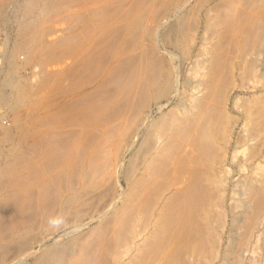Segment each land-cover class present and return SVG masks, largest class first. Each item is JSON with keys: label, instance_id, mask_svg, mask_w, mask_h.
<instances>
[{"label": "bare ground", "instance_id": "1", "mask_svg": "<svg viewBox=\"0 0 264 264\" xmlns=\"http://www.w3.org/2000/svg\"><path fill=\"white\" fill-rule=\"evenodd\" d=\"M109 1H112V0H109ZM109 1H107V2H109ZM118 1H120V0H118ZM123 1H125V0H122L121 2H123ZM128 1H129V3L127 4ZM128 1L126 2V4L129 5V7H127L126 9L123 8V5H125V4L121 5V2L119 3L120 6H122V8L124 9V12H123L124 14L130 13L129 16L128 15L126 16V17H128V18H126V20H128V21H126V24H125L126 27H124V29L127 28L126 33L129 35V37H131V35H137L138 36V34H136V33H138V31L140 29L136 28V26L138 25L139 22H141L143 20V17L146 16L145 14H148L151 12L150 6L152 4L148 3V2L152 1V0H128ZM252 1H254V0H251V3H252ZM2 2H4V1H2ZM160 2L166 4L167 8L164 9L163 10L164 12H162V13H160V10L157 11L156 12V14L158 13L157 16L154 14L156 16V18L154 16L155 20H153V22L155 24H153V26L151 25L152 27L149 25V27H151L152 36L155 33L154 30L156 31L158 29V27L160 26L159 24L156 23L157 19L161 18L160 20L162 21V19L167 17L166 15L169 14V13L168 14L165 13L166 11L173 9V8L181 9L188 2V0H160ZM224 2H226V1L224 0ZM231 2L234 3L233 1H231ZM105 3H106V1H105ZM161 3H160V5H161ZM262 4H259L261 7H258V8L255 6L254 11L251 13L247 12L248 14L246 16L239 15L238 17H235L236 15L233 16V14H232L233 10L231 9L232 11L231 10L229 11V9L231 8V6H229V3L220 4L218 1L217 6L216 5L211 6V7L206 6L207 8L203 7L205 12H203L204 14H203L201 19H199L201 7L196 6L198 8L195 11V17L194 18L197 19V22H196V20H194V22L197 23V25L196 24L195 25L199 28L202 26V28H200V29H202L201 31L203 32V34L206 33L208 35L207 32H209V33H211L212 36H216L217 41L214 39H210V40L216 41V43L219 44V47L216 46V48L215 47L213 48L211 45L212 48L210 47V50L206 51V56H207L206 58L204 56H201V57H197L195 59V61L190 60V61L194 62L192 66L190 65L192 70L186 71L187 75L185 77H182V80H180L181 79L180 72H176V71L173 72V70L171 68L169 70L166 68L165 69L155 68L154 60H153V58H151L146 53V51H147L146 50V51H144V53L142 52L143 54H141V55L139 54L141 56V58L138 59V60H140V61H138L139 62V65H138L139 69L138 70L132 69V70H130V73H128L129 72L128 69L122 63L124 60L123 61L121 59L119 60V57L116 55V57H118V58L113 60L112 64L108 65L107 68L102 73H100L101 74L100 76L96 75L91 80L82 84L79 87L80 88L78 91L79 93L77 95H74L72 99L70 98L71 101L68 102L69 104L63 103L64 105L61 107V110H60V111L65 110V112H66V110L68 111V108H70L69 106H71V109L72 110L74 109V114L72 113V115L70 114V117H66L65 120L59 121V115L61 112L60 111L53 112L52 115L54 116L55 121L50 124V125H52V126H50L51 129L49 127L48 128L50 130L47 129L50 131V134H49V131L44 130L43 132H40L41 134L39 136L38 135L35 136V137H37L36 139H34L35 140V146L37 147V146L41 145L40 147H44L45 148L44 151L47 154L46 157L43 156V155H45V154H43L42 159L38 158L39 161L36 162V163H38V165L36 163L33 165L31 160L35 161V159H32V158L30 159L28 156L25 158L26 161L24 160L26 162L25 167H27V170L26 169H24V170L28 173H26L24 171L26 173V174L24 173L25 174V182L23 181L24 177H23V180L21 179L24 182V184L22 182H21V184L24 185V190H25L24 193L26 195L25 196L26 198L24 197L25 200L23 199V201H22L23 197L21 199L18 198L19 200L22 201L21 205L19 206L20 208L18 210L19 215H20L19 218L21 219L20 223H22L21 225H23V224L27 225L28 224V219H30V218L27 217L28 213L26 214V212H27V209L31 210V208L27 207V206H30L28 201L31 199V197L36 195V194L33 195V193H32V190H34V188L33 189L31 188L32 184H34L33 179H32V175L33 176L35 175L36 183H38V186L39 187L42 186V189L38 193H37V191L35 192V193H37V196H38V197L36 196L37 199L35 198L36 199L35 203L37 202L36 204H38V206H41V208H42L43 205L47 203L45 201H47L49 197L51 198V195L54 192V190L56 188L58 189L57 184L60 183V180H61V183H64V184H62L63 186L59 185V189L61 187H62V189H60V191L59 190H57V191L63 193V198H62L61 204L66 209L68 206H70L69 204H72V202H69V201L75 195V192L71 191L74 189L73 188L74 185L71 184L72 182H70V180L72 178L76 177L77 180L80 181V183H81V181H83V183H86V182L89 183L90 180L93 179L94 176L99 177L100 176L99 174H101L102 171L106 170L105 169L106 166H105L104 167L105 170L100 171L99 174L97 173V167L99 166V165L97 166V162L99 159L102 160L101 163L105 162L107 167H108V164L106 162V158H107V156L111 157V155L109 154L110 150H108L107 156H105V154H107L106 149H108L109 145L110 146L111 145H113V146L117 145L116 147H118V145H120L121 147L119 146V148L121 149V153H124L127 149L132 147V145L135 143V141L137 140L138 137H141L143 139L142 142H144V140H145L144 137H146V140H145L146 143H144L146 146H145L142 154L140 152L141 157H139L141 159V160H139V162L141 161V164L138 167L139 175H138V177L134 178L136 182L133 181L132 184L129 183L132 185V187L128 186V187H130L129 188L130 193L127 194L128 197L125 200V204L121 208V210L123 211V212H121L123 214V216H121V214L119 212L116 215V218L117 217L118 218L115 219L116 220L115 222L120 223V224L123 223L122 222L123 218L125 217V219H126V216H127L126 214L128 212H129V214H132V212L134 211L133 214L135 215L136 214L135 211H138V213L140 211L141 212L142 211L151 212L149 210V209H151V207L157 208L156 211L154 210L153 222L152 223L150 222V224H152V226H150L151 230H149V233H147V234H150L152 236L155 235V233L161 235L162 238L160 237V239H161L160 241L163 244H165V248H163L164 249L163 254L164 255L166 254L164 257L161 256V259H164V263H166L168 261L167 264L172 263V262H170V260H171L170 255H172V252H175L178 249V246H181L182 249H186L187 250L186 252L188 254L190 253L189 255H192L196 259V261L199 262L200 260H202V262H200V263L210 264L211 261L218 258L221 254L220 250H219V246L223 242L224 234L227 233L226 229L228 231L227 235L229 237V241H230V239L232 241L233 238L235 240L238 239V246L240 245L239 249L242 250L244 248L243 246H246L248 244V242L250 241L249 239L251 238L253 231L255 229H257L261 223L264 222V203L259 205V206H258V204H257V206L254 205L256 203L255 200L258 197H260V195L264 196V165H263L264 164V6ZM233 5H235V4H233ZM104 6H105V4H104ZM109 6H107V7H109ZM111 6H113V4ZM257 6H258V3H257ZM162 7H163V4H162ZM247 7L251 8L252 6L247 5ZM122 8L120 10H122ZM154 8H155V5H154ZM160 8H161V6H160ZM156 9L158 10V8H156ZM233 9H235V8H233ZM118 11H119V9H118ZM118 11L116 13H118ZM153 11H154V9L152 10V12ZM228 11L230 12L229 14H228ZM236 12L237 11H235V13ZM114 14H112V16ZM237 14H238V12H237ZM117 15L118 16L116 18H119L120 17L119 14H117ZM231 19H233L234 21L232 22ZM144 21L145 20H143L142 22H144ZM151 21H152V19H151ZM191 24H193V22ZM145 25H143V26L145 27ZM223 25H225L224 27H226L225 28L226 32L230 35V36L227 35L231 39V40H229L230 44L234 46V48L236 50L235 53L238 54V55H235V56H238V58H239V63L236 64L237 69H238L237 71H239L238 74L241 75L242 79H243V77L246 80L248 78L250 83L252 82V80H254V82L256 83L255 80H257V82H258L257 84L252 85L254 83H251L250 84L251 86L249 84H243V80L241 81V79H240V82H242V84L238 83L239 84L238 85V84H236V82L234 83V80L231 82L232 79L230 80L228 78L229 73L232 71V70L230 71L228 69L231 66H228V68H227V65H229L228 63L230 62V61L228 62V59L230 57L227 59L226 57H224L225 55H223L221 52L218 51L222 48L221 40H222L223 34H224L222 31H220V29L218 27L223 26ZM108 26H110V25H108ZM140 26H141V24H140ZM25 27H26V25H25ZM101 28H103V29H102V34L100 33V38H101V36L104 35V31L106 32L104 27H101ZM171 28H173V27H171ZM221 28H223V27H221ZM109 30H110V28H109ZM118 30H120V29H118ZM146 30L148 31V27L146 28ZM22 31L23 30H21V32L19 33L20 37L23 36L22 34H24V32L22 33ZM100 32H101V30H100ZM144 33H146V32H144ZM26 34L28 35V33H26ZM140 34H141V38H142V33H140ZM33 36H37L36 33L33 34L32 37ZM98 36H99V33H98ZM145 36H146V34H145ZM116 37H118V36L116 35ZM125 37H126V35H125ZM147 37H148V34H147ZM209 37L211 38V36H209ZM27 38L28 37H26V39ZM202 38H203V35H202ZM202 38H201V40H202ZM205 38H208V37H204V39ZM26 39L18 38V40H17V38H16L17 41L16 40L15 41H16L18 48H23V47L26 48L28 44H31L30 43L31 40H29L30 38L28 40H26ZM90 39H92V38H90ZM139 39H140V37H139ZM139 39H137V41ZM204 39H203V41H204ZM107 40H106V42H107ZM118 40H120V39H118ZM201 40H199V41H201ZM205 41H206V39H205ZM149 42H150V40H149ZM150 43H149V45H150ZM213 43H215V42H213ZM139 44L141 45L142 42H140ZM154 44H155V42H154ZM204 44H203V46H204ZM208 44H209V42H208ZM223 44L225 45V42ZM123 46H125V45H123ZM213 46H215V45H213ZM226 47H227V45H226ZM102 48H104V47H102ZM85 49L83 52H81L80 57H83L82 61L76 60L77 62L79 61V63L82 64L80 66H79V64H77V66H78L77 68H79L81 66H85L91 58L90 56H88L90 49H86V50ZM106 49H108V48H106ZM123 49L124 48H122V51H123ZM128 49H129V47H128ZM140 50H142V48ZM119 51H120V49H119ZM119 51H118V54H119ZM200 51H201V49H200ZM200 51L198 49V52H200ZM28 52H29L28 57L30 56L29 58H31V54H30L31 50H28ZM137 52H138V49H137ZM198 52H195V53L197 54ZM201 52L203 53V51H201ZM233 53H234V51H233ZM121 54H122V52H121ZM121 54H120V56H121ZM204 54H205V52H204ZM84 55H86V56H84ZM89 55H90V53H89ZM129 55H130V53H129ZM29 58L26 59V62L28 61ZM99 58L101 59V57H99ZM78 59H81V58H78ZM97 59H98V56H97ZM94 60H95L94 61L95 65L96 64L100 65L96 62V59H94ZM230 60H232V58ZM76 61H75V63H76ZM140 62H142V63L140 64ZM99 63H101V62H99ZM136 63H137V61H136ZM102 64L105 65L104 63H102ZM19 65H20L19 63H18V65L16 64L15 68H17ZM125 65H126V63H125ZM230 65H232V64H230ZM161 66L162 65H160V67ZM71 67H73V66H71ZM95 67H97V66H95ZM101 67L102 66L100 65V67H97V68L99 69ZM77 68H76V70H77ZM134 68H135V66H134ZM161 68H163V67H161ZM90 69H91V67H89V70ZM189 71H191V72H189ZM78 73H80V71ZM88 73H90V72L88 71ZM232 76L233 75H231L230 77H232ZM236 76H237V74H236ZM251 78H254V79H252L250 81ZM245 82L246 81H244V83ZM15 84H16V88H15L14 96H15L17 102L20 103L22 100L31 99V98H29L30 96H27L29 91H28V93H27V91L25 92L27 95L24 92H22L21 82L19 83L18 81H16ZM47 84H48V82L45 80V83L43 85H47ZM180 84H182L183 88H185V90L187 91V93L190 97V98H188V99H190V100H188L189 102L186 101V103H185V105H183V107H179L178 105H176L179 108L175 107L176 108L175 109L173 107V109H172L173 111H171L169 113V115L166 112L168 116L165 115L166 113L165 114L162 113L166 117L163 115L161 116V117H163V119H161L162 121L160 120V122H161L160 124L156 123L157 125H155L154 123L152 124V122H150L151 123L150 124L148 121V124L146 125L145 123L147 122L146 120L149 117L148 116L149 111L152 108L151 107L152 104H150L151 101H153L156 104L158 110H162V108L165 107V105L167 104L166 102L169 101L171 95L178 93L180 91V89H179ZM251 87H253V88L255 87L256 92L259 91V93L255 94V95H251L248 98H246L247 95H245V96L244 95H235L234 97H232V92L236 88L239 89L240 92L246 93L248 91H251V89H252ZM186 91H184V92H186ZM184 92L182 90V93H184ZM251 94H253V93H251ZM33 95H34V93H33ZM40 95H44V94L42 93ZM160 98L165 99L166 101L164 103H162L160 100H158ZM239 100H245V102L242 103ZM182 101H185V100H182ZM239 102H241L242 104H239ZM40 103H42V102H40ZM181 106H182V104H181ZM234 108H236V110H237L236 114L232 113ZM107 111H109L110 114H113V115L116 114V117L114 120H116V121L118 120V121L115 123H113L114 121L106 123L105 124L106 127L101 128L96 123L97 117H99L100 114L104 113V112H106L108 114ZM30 116L31 115H28L26 122H24L25 123L24 126H21V128H20V126H18L20 128L19 130H21L19 132L23 131L22 134H23L24 138H29L32 134V129H31L32 126L30 125V121H31L30 118H32L33 115L31 117ZM33 118L38 120L39 123L44 124L47 116H42L41 113L40 114L36 113ZM160 118H158V120ZM34 119H32V120H34ZM15 120H17V118H15ZM156 122H157V120H156ZM239 123H240L241 127H240ZM15 124H18V123L15 122ZM151 125H152V127H151ZM238 125L240 128L239 133L237 134V136H235L234 132H235L236 128L238 127ZM142 127H146L145 131L143 130L144 132L141 133V135H139V132H140ZM9 129L10 128L4 127L2 130L3 134H8ZM13 131H15V130L13 129ZM67 131L71 132V135L74 133V135H73L74 137L70 136L73 140L71 142L72 144H70V145L68 143L69 140L66 136L65 137L67 138L68 141L66 142L65 141L66 139H64V135L69 133V132L65 133ZM10 132L12 133V129ZM47 136L48 137L50 136L49 138H51V139H48ZM115 136H117V138H114ZM234 138H236V139L234 140ZM185 139L190 140V143H191V149L190 150H189V148H187L188 145L187 146H185L186 144L184 145ZM217 140H219V141L221 140V142H219L221 144H218V143H216V144H218V146L221 145V147H222L221 149H223V151H221V153H219V152L218 153L222 154V152H223V155L221 157V155L218 154L220 156V158L218 155H216L217 158H219L217 161H216V159L210 160V161L207 160L208 161L207 164L206 165L204 164L206 166L205 167L203 165V163L206 162V161H204L205 160L204 158H206V157L203 158L202 149L205 147L209 148V146L214 144ZM29 143H31V142H28L27 145H29ZM33 145H34V141H33ZM215 146H217V145L214 144L213 147H215ZM143 147H144V145H143ZM230 148H232L231 151H230ZM31 149H34V148H30V150ZM37 149L38 148H36V150ZM101 149H103V151ZM245 149H247V151H245ZM115 150L116 149L114 147L113 154H112L113 157H111L113 159V162L115 159V162L109 163V164H111V166L109 165V167H112L113 169L114 168L116 169L117 167H115V166L119 165L118 164L119 156H117V154H119V152H116ZM118 151H119V149H118ZM187 151H190V153ZM216 151H218V150H216ZM80 152L85 154V156H82L81 155L82 153H80ZM42 153H44V152H42ZM111 153H112V151H111ZM114 153L116 154L115 156H117V157H114ZM208 153L209 152H207V154ZM216 156H215V158H216ZM103 157H105V161H103V159H101ZM111 158H109V160ZM210 158L212 159L211 156H210ZM228 158L231 160V162H234L238 166L239 169H245L247 164H249L250 162L255 163L254 166L256 165L255 169L257 168V170H259L258 168H261V169L263 168L262 169L263 172L261 174H259L258 176H251L253 178H249V179L246 178L244 180V182L242 183L243 184L242 187L244 189V194L246 195V197L244 199L240 198V199H242V201L240 200V202L238 201L239 199L238 200L235 199L236 200L235 203H234L235 200L232 199L234 204H232L230 206L229 211L224 206L225 193H226V189H227V179H228L227 175H228V173H230L229 169H231V168H228L226 166V162L229 161ZM12 162H13V160H12ZM109 162H111V161H109ZM22 164H24V163H22ZM103 165H105V164L103 163ZM6 166H8V165H6ZM119 166H121V165H119ZM250 166L253 167V165H250ZM23 167L24 166H22V170H23ZM135 167H137V166H135ZM248 167L249 166H247V168ZM20 169H21V167H20ZM101 169H102V167H101ZM2 170H5V169H2ZM111 171L108 170V172H111ZM242 171H245V170H242ZM253 171H255V170L253 169ZM96 173L98 175H96ZM112 173L114 174L115 172L112 171ZM252 173H255V172H252ZM256 173H258V172L256 171ZM256 173H255V175H257ZM249 174H251V173H249ZM134 176H136V174ZM56 178L60 179V180H56ZM117 179H118V177H117ZM117 179L116 180L114 179V181L116 182ZM15 181H16V179H15ZM57 181H59V182H57ZM19 182H20V179H19L18 183ZM55 182L57 183L56 188H55ZM50 184H52V186L55 189L54 188L50 189L49 188ZM91 184H93V183H91ZM98 185L100 186L99 183L96 184V186H98ZM22 186H21V188H22ZM85 186H84V188H85ZM94 186H95V184H94ZM214 186L217 189V192L215 191L216 193L213 191L215 188ZM88 187L89 186H87V188ZM18 188H20V187H18ZM84 188L83 187H82V189L80 188L81 191ZM95 188L94 187L90 188V190H92V189L95 190ZM22 189L19 192H21ZM80 189H79V192H80ZM96 189L98 190V188H96ZM87 190L88 189H86L85 191H87ZM57 191H56V193H58ZM76 191H78V190H76ZM17 192L15 194L16 196L18 195ZM124 193H126V192L124 191ZM6 194H7V192L5 194H3V196L1 195L0 198L3 197V199H4V195H6ZM120 194H121V192H120ZM120 194H117L116 196L120 197L121 196ZM20 195H22V194H20ZM53 195L55 196L56 194H53ZM53 195H52V197H54ZM60 195H62V194H60ZM7 197H9V196L7 195ZM18 197H19V195H18ZM16 198L17 197H15V200H17ZM33 198H32V200H33ZM74 198L77 199L78 196L74 197ZM58 201H56V202L58 203ZM75 201H73V202H75ZM77 201H79V200H77ZM231 201H230V203H231ZM56 202H54V203H56ZM230 203H228V204H230ZM50 206H51V204H50ZM48 207L49 206H47V210L49 211ZM54 207H55V205H54ZM251 208H253V211L251 210L252 214L249 213ZM65 209H64V211H65ZM44 210H46V209H44ZM52 211L54 212L55 210L52 209ZM65 212H63V213H65ZM37 213L39 214V211H37ZM37 213H35V214H37ZM44 213H46V212L44 211L42 214H44ZM63 213H62V215H63ZM124 213H126V214L124 215ZM248 213L251 215V217H247ZM44 215H42V216H44ZM53 215H56V214L53 213ZM30 217H32V215ZM142 217H144V216H142ZM51 218H52V215H51ZM51 218H49V219L51 220ZM76 218H78V217L76 216ZM73 219H75V218H73ZM144 220L146 221V218ZM60 221H62V219ZM77 221H78V219H77ZM51 223H53V222L51 221ZM65 223H62V224H65ZM72 223H74V222L72 221ZM146 223H145V226H146ZM55 224L56 225L58 224V226H59V223H54V225ZM228 224H229V227H228ZM56 225L54 226V228L57 227ZM78 225H80V224L78 223ZM147 225H148V223H147ZM245 225H247L249 227V230H248L249 236H247V237L242 236V234L240 232V229L242 227L244 228ZM17 226H19V223ZM145 226L143 225L142 227L144 228ZM21 227L22 226L19 227L20 230L23 229ZM25 227H27V226H25ZM118 228H119V226H118ZM118 228L116 225L115 229H118ZM120 228H121V226H120ZM122 228H123V226H122ZM52 230L54 232L57 231V230L55 231L54 229H52ZM58 230H60V228ZM91 230H93V229H91ZM140 230L141 229H139L138 234H140V232H143ZM244 230H245V228H244ZM22 231L26 232L24 230H22ZM29 231H30V229H29ZM50 232H52V231H50ZM57 233H59V232L57 231ZM233 233H234V236H232ZM28 234H30V233H28ZM25 236H27V235H25ZM116 236H118V235H116ZM144 236H146V234ZM156 236H158V235H156ZM11 237H13V236H11ZM86 238H87V236H86ZM116 238L118 239V237H116ZM142 238H141V240H142L141 242H144L143 240H145V239H142ZM0 239H2V238H0ZM88 239H90V238L88 237ZM150 239H152V237ZM147 240H145V241H147ZM17 241L20 243L21 240H17ZM78 242H80V241H78ZM138 242L136 243L137 245H139ZM24 243L25 242H23V244ZM231 243L233 244V242H231ZM231 243L229 245L228 244L224 245V247H223L224 250L222 252L223 253L222 255H226L227 252H229L230 250L232 251L233 248H231V246H232ZM136 244H135V246H137ZM13 246H15V245L13 244ZM86 246L87 245L84 244V246H82L81 248L79 247L80 249H78V253H77L78 256L77 257H75L76 256L75 254H74L75 255L74 257L72 256L71 259L75 258L73 261V264H91L90 262L92 259H90L89 258L90 256L85 252ZM129 247H130V243H129ZM163 247H164V245H163ZM8 248H9V246H8ZM11 248H12V246H11ZM131 248H132V246H131ZM73 249H76V248H73ZM126 249H127V247H126ZM141 249L143 250V248H141ZM8 250H10V249H8ZM128 250H130V249L128 248ZM128 250H125V252ZM139 250H137V251L141 253L142 250H140V251ZM12 251H14V250H12ZM21 251H22V249H21ZM33 251H35V250H33ZM69 251H70V249H69ZM73 251H75V250H73ZM144 251L145 250H143V252ZM62 252H63V250H62ZM134 252H136V248H135ZM2 253H6V252H2ZM2 253H1V256L3 255ZM26 253H27V251H26ZM26 253H24V255ZM50 253H51V251H50ZM27 254H29V253H27ZM65 254L66 253H64L63 255L61 254V255L64 256ZM232 254L234 255V258L239 257V254H234V253H232ZM41 255H43V257L46 256V254L44 255V253ZM54 255H55V253H54ZM68 255L70 256V254H68ZM135 256H137V255H135ZM135 256L133 259H135V258L137 259V257H135ZM91 257H92V255H91ZM138 257L140 258L139 255H138ZM221 257H224V256H221ZM3 259H4V257H3ZM19 259H21V258H19ZM68 259H70V258H68ZM136 259H135V261H136ZM37 260H35V261H37ZM49 260H50V258H49ZM53 260H56V262H57V259H53ZM129 260H131V259H129ZM129 260H128V262H129ZM43 261L44 260H42L40 263L41 264H48L47 262L45 263ZM236 261H237V259H236ZM138 262H140V260H138ZM180 262H182V261H180ZM194 262H195V260H194ZM35 263H33V264H35ZM67 263H69V262H67ZM124 263L125 262L123 261V264ZM130 263H131V261H130ZM177 263L179 264V262H177ZM182 263H184V262H182ZM182 263H180V264H182ZM133 264H134V260H133ZM184 264H187V263H184Z\"/></svg>", "mask_w": 264, "mask_h": 264}, {"label": "rangeland", "instance_id": "2", "mask_svg": "<svg viewBox=\"0 0 264 264\" xmlns=\"http://www.w3.org/2000/svg\"><path fill=\"white\" fill-rule=\"evenodd\" d=\"M2 1H4V2H2ZM105 1H106V3H105ZM107 1H109V0H56V1L55 0H0V197H1V195L3 196V194H5L7 192V194L4 195V199H3V197L0 198V202L2 201L0 203V238L3 239V240L0 239V264H33L35 262L37 264H41L40 262L42 260H44L43 262H45V263L47 262L48 264H70V263L73 264V261L75 258L71 259L72 256L74 257L76 255L75 257H77L78 256L77 255L78 249H80L82 246H84V244L87 245L85 252L90 256L89 258L92 259L90 262L91 264H102V263L103 264H123V261L126 264H133V260H134V264H138V263L139 264H167L168 261L166 263H164V259H161V256L164 257L166 255V254L165 255L163 254L164 253L163 248H165V244H163L160 241L161 235L155 233V235H153L154 236L153 237L152 235L147 234V233H149V230H151L150 226H152V224H150V222L151 223L153 222L154 210L156 211L157 208L151 207V209H149L151 212H147V211L141 212L140 211L138 213V211H135V213H136L135 215L133 214L134 211L132 212V214H129V212L127 214L124 213V215L125 214L127 215L126 216L127 220L125 219V217L123 218L122 222L124 224L123 223L120 224V223L115 222L116 221L115 219L118 218V217L116 218V215L119 212H120L121 216H123V214L121 213V212H123L121 210V208L125 204V200L128 197L127 194L130 193L129 188L132 187L131 184L133 183V181H135L134 178L138 177V175H139L138 167L141 164V161L139 162V160H141L139 157H141V154H142V152L146 146L144 144V143H146V141H145L146 137H144L145 138L144 142H142L143 139L141 137H138L137 138L138 141L136 140L135 143L132 145V147L127 149L126 150L127 152L126 151L124 152L125 154L121 153V149L119 148L120 145H118V147H116L117 145L116 146H113V145L110 146L109 145L108 149H106L107 154H105V156L108 155V150H110L109 154L111 155V157H113L112 154H113L114 147L116 149L115 151L119 152V154H117L114 151L117 154V156H119L118 164L121 165V166L116 165L115 166V167H117L116 169L109 167V165L111 166V164H109V163H112L113 159L111 157L107 156L108 159L106 158V162L108 164V167H107L105 162H103L105 164V165H103V163H101L102 160H100V159L97 162V166L99 165L97 167V173L98 174L100 173V171L106 169L105 171H102L103 173L101 172V174H99L100 175L99 177L94 176L93 179H91L89 183L88 182L83 183V181H81V183H80V181H78L76 177L72 178L70 180V182H72L71 184L74 185V187H73L74 189L71 191L75 192V195L69 201V202H72V204H69L70 206H68L66 208L67 210L61 204L62 198H63V193L57 191V190L60 191V189H62V187L59 189V185L63 186L62 184H64V183H61V180L57 179V178H56V180H60V183L57 184L55 182V188L58 185L57 186L58 189L57 188L55 189L52 186V184L49 185L50 189H52V188L55 189L54 192L52 193V195L53 194H56V195L55 196L53 195L54 197H52V195H51V198L49 197L48 200L45 201L47 203L44 204L42 208H41V206H38V204H36L37 202L35 203V201L37 199L36 198L37 193L42 189V186H40V187L38 186V183H36L35 175L34 176L32 175V179H33L34 184H32L31 188L32 189L34 188V190H32V193H33V195H35V194L36 195L33 196L34 198L31 197V199L28 201L29 205L31 207L30 206H27V207L31 208V210L27 209L26 214L27 213L29 214V215L27 214V217L30 219L27 218L28 224L27 225L23 224L24 225L23 226V225H21L22 223H20L21 219L19 218L20 215H19L18 210L20 208L19 206L21 205V202L23 201V199L25 200V198H26L25 197L26 195L24 193V191H25L24 185H23L25 182V174L28 173L24 170V169L27 170V167H25L26 166V164H25L26 159L25 158L28 156L30 159L31 158L35 159V161L31 160L33 165H34L36 162L39 161V159H42L43 156L46 157L47 154L44 151L45 148L40 147L41 145L37 146V147L35 146V140L34 139L37 138L35 136H37V135L39 136L41 134L40 132H43L44 130L49 131L51 129L50 126H52L50 124L55 121L54 116L52 115L53 112L60 111L61 107L64 104H69L68 102L71 101L70 98L72 99L74 95H77L79 93L78 92L80 89L79 87L82 84L91 80L96 75L100 76L101 75L100 73H102L107 68L108 65H111L113 60H115L116 58L119 57V60L120 59L122 61L124 60L122 63L128 69V71H129L128 73H130V70H132V69H136V70L139 69L138 68L139 67L138 61H140V60H138V59H140L141 58L140 55L143 54L144 51L147 50L148 52L146 51V53L151 58H153V60H154L155 68H158V69L159 68L160 69L166 68L168 70L171 68L173 70V72H175V71L180 72V74H181L180 80H182V77H185L187 75L186 71L192 70L191 66L193 65L194 62H192L190 60L195 61V59L197 57H201V56H204L206 58L207 57L206 51L210 50L211 45L213 48L214 47L216 48V46L219 47V44L216 43V41H217L216 36H212L211 33H209V32H207V33L209 36H211V38L206 33L203 34V32L201 31L202 29H200V28H202V26L199 28L196 26L197 23L194 22V20H196V22H197V19L194 17H195V11L199 6L201 7L199 19L202 18L203 14H204L203 12H205L203 7L207 8L209 6L210 7L214 6V5L217 6L218 1L220 4L229 3V6H231L229 11L232 9L233 10V11L231 10L233 12L232 14H233V16L236 15L235 17H238L239 15L246 16L249 12L251 13L254 11L255 6L257 8L261 7L259 4L263 3L262 5L264 6V0H260L261 2L259 0H257V1L254 0V1H252V3H251V0H235V1L231 0L234 3H232L230 0H225L226 2H224V0H205V1L204 0H188V2L181 9L173 8V9L166 11L165 13H167V14L169 13V14L166 15L167 17L163 18L162 21L160 20L161 18L157 19L156 23L159 24L160 26L158 27V29L156 31L154 30L155 33L152 36L151 27L153 26V24H155L153 22V20H155L154 16L158 15V13L156 14V12L160 10V13H162V12H164L163 10L167 8L166 4L161 3L162 1L160 2V0H158V1L152 0V1L148 2V3L152 4V5L150 4L151 5L150 6L151 12L149 11L150 13L145 14L146 16L143 17V20H145V21L142 22L143 21L142 20L136 26V28L140 29L138 31V33H136V34H138V36L137 35H131V37H129V35L126 33L127 28L124 29V27H126L125 24H126V21H128V20H126V18H128L126 16L127 15L129 16L130 13H128V14L125 13L126 15L123 13L124 12L123 8L126 9L127 7H129V5H127L129 3V1L125 0V1L121 2L122 0H120V1L112 0V1H109L110 3ZM120 2H121V5L125 4V5H123V8L119 4ZM126 2H127V4H126ZM103 3L105 4L106 7L104 6ZM160 3H161V5H160ZM257 3H258V6H257ZM112 4H113V6H111ZM162 4H163V7H162ZM233 4H235V5H233ZM154 5H155V8H154ZM247 5L248 6L250 5L252 7L249 8V7H247ZM107 6H109V7H107ZM160 6H161V8H160ZM196 6H198V7H196ZM121 8H122V10H120ZM156 8H158V10ZM233 8H235V9H233ZM118 9H119V11H118ZM151 9L152 10L154 9V11L152 12ZM234 10L237 11L238 14H237V12L235 13ZM117 11H118V13H116ZM229 11H228V14L230 13ZM112 14H114V15L112 16ZM117 14H119V16H120L119 18H116L118 16ZM156 16H155V18H156ZM151 19H152V21H151ZM233 19H231L232 22L234 21ZM192 22H193V24H191ZM107 24L110 26H108ZM140 24H141V26H140ZM25 25H26V27H25ZM143 25H145V27ZM149 25L150 26L152 25V26L149 27ZM224 26L225 25L218 27L220 29V31H222L224 33L223 38L221 40V44H222L223 49L221 48L218 51L221 52L223 55H225L224 57H226L227 59L230 57L228 59V62L229 61L230 62L228 63L229 65H227V68H228V66H231L228 69L230 71L231 70L232 71L231 72L229 71L230 73H229L228 78L230 80L232 79L231 82L234 80V83L236 82V84H238V83L242 84V82H240V79H241V81L243 80V84H249V85L251 83H254L252 85L257 84L258 83L257 80H255L256 83L254 82V80H252L254 78L250 79V81L252 80V82L250 83L248 78H247V80H248L247 81L246 79H244V77L242 79L241 75L238 74L239 71H237L238 69H237L236 64L239 63V58H238V56H235L238 54L235 53L236 50H235L234 46L230 44V41H229V40H231L229 37L230 35L226 32V29H225L226 27H224ZM101 27H104L106 32L104 31V35L101 36V38H100V33L102 34V29H103ZM147 27H148V31L146 30ZM171 27H173V28H171ZM221 27H223V28H221ZM109 28H110V30H109ZM118 29H120V30H118ZM21 30H23L22 33L24 32V34H22L23 36L20 37L19 33L21 32ZM100 30H101V32H100ZM25 32L28 33V35ZM144 32H146V33H144ZM35 33L38 37L37 36L32 37V35ZM98 33H99V36H98ZM140 33H142V38H141ZM145 34H146V36H145ZM147 34H148V37H147ZM116 35L119 38L116 37ZM125 35H126V37H125ZM202 35H203V38H202ZM227 35H229V36H227ZM26 37H28V38L26 39ZM139 37H140V39H139ZM204 37H208V38H205L206 41H205ZM16 38H17V40H18V38H24L26 40H28L30 38L29 40H31V42H30L31 44H28L26 48L25 47L18 48V46L16 44V41H17ZM90 38H92V39H90ZM201 38H202V40H201ZM118 39H120V40H118ZM137 39H139V40L137 41ZM203 39H204V41H203ZM210 39H214L216 41H214V40L211 41ZM106 40H107V42H106ZM149 40L151 43L149 42ZM199 40H201V41H199ZM139 41L142 42L141 45L139 44L140 43ZM147 41L150 43V45ZM153 41L155 42V44ZM223 41L225 42V45L223 44L224 43ZM208 42H209V44H208ZM213 42H215V43H213ZM122 44L125 46H123ZM203 44H204V46H203ZM213 45H215V46H213ZM226 45H227V47H226ZM102 47H104V48H102ZM128 47H129V49H128ZM230 47L231 48L233 47L234 49L233 48L231 49ZM85 48L90 49V52H89L90 55L88 53V56H90L91 58L85 66H81V67L77 68L78 67L77 64H79V66L82 64L79 63V61L77 62L76 60L82 61L83 57H80V56H81V52H83ZM106 48H108V49H106ZM122 48H124L123 51H122ZM141 48L143 51L140 50ZM197 48L199 49V51L201 49V51H203V53L201 51L198 52ZM119 49L122 52V54L119 51ZM137 49H138V52H137ZM28 50H31V52H30L31 58H29L30 56L28 57V54H29ZM118 51H119V54H118ZM127 51L130 53V55ZM233 51H234V53H233ZM195 52H198V53L196 54ZM204 52H205V54H204ZM120 54H121V56H120ZM86 55H84V56H86ZM116 55L118 57H116ZM97 56H98V59H97ZM77 57L81 58V59H78ZM99 57H101V59ZM27 58H29V59L26 62ZM231 58H232V60H230ZM94 59H96V62L102 66L101 68H99V69L97 68V67H100V65H97V64L95 65ZM234 60L235 61L237 60V61L235 62ZM75 61H76V63H75ZM136 61H137V63H136ZM99 62H101V63H99ZM18 63L20 65L17 68H15L16 64L18 65ZM102 63H104L105 65H103ZM125 63H126V65H125ZM141 63L142 62H140V64ZM159 64L162 65L161 67H163V68H161ZM230 64H232V65H230ZM94 65L97 67H95ZM71 66H73V67H71ZM134 66H135V68H134ZM89 67H91L90 70H89ZM76 68L78 71L76 70ZM79 71H80V73H78ZM88 71L90 73H88ZM189 72H191V71H189ZM236 74H237V76H236ZM231 75H233V76L230 77ZM45 80L48 82L47 85H43L45 83ZM16 81H18L19 83L21 82L22 92L25 93L27 91V93H28V91H29L28 95L26 93L25 94L27 96H30L29 98H31V99L22 100L20 103L17 102V100L14 96L15 88H16V84H15ZM244 81H246L247 83L246 82L244 83ZM251 88H252L251 91H248L246 93L240 92L239 89L236 88L232 92V97H234L235 95H244V96L247 95L246 98H248L251 95H255V94L259 93V91L256 92L255 87L254 88L251 87ZM179 89H180V91L178 93L171 95L169 101L166 102L167 104L165 105V107L162 108V110H158L156 104L153 101H151L150 104H152V106H151L152 108L149 111V114H148L149 117L147 116L148 119L146 120L147 121L145 123L146 125L148 124V121H149V123L152 122V124L154 123L155 125L160 124L161 123L160 120L163 119V117H161L162 115L168 116L169 113L171 111H173L172 110L173 107L174 108L175 107L176 108L183 107V105H185L186 101L190 100V99H188L190 97H189L187 91L185 90V88H183L182 84H180ZM182 90H183V92L184 91H186V92L182 93ZM33 93H34V95H33ZM39 93L40 94L43 93L44 95H40ZM251 93H253V94H251ZM158 100H160L162 103H164L166 101L165 99H162V98H160ZM182 100H185V101H182ZM245 100H239V101L244 103ZM40 102H42V103H40ZM241 102H239V104H242ZM181 104H182V106H181ZM176 105H178L179 107H177ZM69 107L70 108H68V111L66 110V112H65V110L60 111L61 113L59 115V121L65 120L66 117H70V114L72 115V113L74 114V109L72 110L71 106H69ZM234 110L232 111V113L236 114V112H237L236 108H234ZM107 112H108V114L106 112H104V113H101L99 117H97L96 123L101 128H105L106 123L113 122V121H114L113 123H115L118 121V120L117 121L114 120L116 117V114L113 115V114H110L109 111H107ZM166 112L168 113V115ZM36 113L37 114L41 113L42 116H47L44 124L39 123L38 120L33 118ZM162 113H164V114L166 113V114L164 115ZM28 115H31V116L33 115L32 118H30L31 119L30 125L32 126V128H31L32 134L29 138H24L23 134H22L23 131L19 132V131H21L19 129L21 128V126L25 125L24 122H26ZM15 118H17V120H15ZM158 118H160V119L158 120ZM32 119H34V120H32ZM156 120H157V122H156ZM15 122H17L18 124H15ZM240 123H239V125H240ZM239 125L235 130L236 133L234 132L235 136H237V134L239 133V129H240ZM18 126H20V128ZM4 127L10 128L8 134H3L2 130ZM151 127H152V125H151ZM240 127H241V125H240ZM145 128L146 127L141 128L139 135H141V133H143L145 131ZM11 129H12V133L10 132ZM13 129L15 131H13ZM47 129H49V130H47ZM68 132L69 131H67L65 133H68ZM49 134H50V131H49ZM73 135H74V133L71 135V132L64 135V139H66L65 141L67 142L69 140L68 141L69 145L72 144L71 142L73 140L71 137H74ZM65 136L68 138V140ZM49 137L47 136L48 139H51ZM114 138H117V136H115ZM235 139L236 138H234V140ZM221 140L220 141L217 140L214 143L215 145H217L215 147H213L214 144H212L209 146V148L205 147L202 149L203 158L206 157V158H204L205 159L204 161H206V162H204L203 165L207 164V162H208L207 160L210 161V160L216 159V161H217L220 158L219 155H221V157H222L223 152H222V154H219V153H221V151H223V149H221L222 148L221 145L218 146V144H221V143H219V142H221ZM33 141H34V145H33ZM28 142H31V143H29V145H27ZM184 142H185L184 145L185 144H186L185 146L188 145L187 148H189V150H190L191 149L190 140L185 139ZM216 143H218V144H216ZM143 145H144V147H143ZM30 148H34V149L30 150ZM36 148H38V149L36 150ZM118 149H119V151H118ZM231 149L232 148H230V151H231ZM101 150L103 151V149H101ZM216 150H218V151H216ZM111 151H112V153H111ZM245 151H247V149H245ZM42 152H44V153H42ZM140 152H141V154H140ZM187 152L190 153V151H187ZM207 152H209V153L207 154ZM80 153H82V152H80ZM115 153H114V157H117V156H115L116 155ZM43 154H45V155H43ZM81 155L85 156V154H83V153ZM214 155L215 156L218 155L219 158H217V156L215 158ZM210 156L212 157V159L210 158ZM109 158H111V159L109 160ZM101 159H103V161H105V157H103ZM12 160H13V162H12ZM228 160L229 161L226 162V166L228 168H231V169H229L230 173H228V175H227L228 179H227V189H226V193H225L224 206L229 211L230 206L236 202L235 199H237V200L239 199L238 201L240 202V200L242 201V199H240V198L244 199L246 197V195L244 194V189L242 187L243 186L242 183L244 182V180L246 178H248V179L253 178L251 176H258L259 174H261L263 172L262 171L263 168L262 169L258 168L259 170H257V168L255 169L256 165L254 166L255 163L250 162L249 164H247V166H249L248 167L249 169L247 168V166L245 167V169H239L238 166L234 162H231V160L229 158H228ZM109 161H111V162H109ZM114 162H115V159H114ZM22 163H24V164H22ZM36 164L38 165V163H36ZM6 165H8V166H6ZM250 165H253L254 168ZM22 166H24L23 170H22ZM135 166H137V167H135ZM20 167H21V169H20ZM101 167H102V169H101ZM104 167H105V169H104ZM2 169H5V170H2ZM107 169L109 171L112 170L115 173L113 174L112 171L108 172ZM253 169L255 171H253ZM242 170H245V171H242ZM256 171L258 173H256ZM248 172L251 174H249ZM252 172H255L257 175H255V173H252ZM97 173H96V175H98ZM135 174H136V176H134ZM23 177H24V180H23ZM117 177H118V179H117ZM15 179H16V181H15ZM19 179H20V182L18 183ZM114 179L115 180L117 179V181L115 182ZM21 182L23 184H21ZM57 182H59V181H57ZM74 182L75 183L77 182V183L75 184ZM91 183H93V184H91ZM98 183L100 184V186L99 185L96 186V184H98ZM129 183H131V184H129ZM94 184H95V186H94ZM21 186L23 189L21 188ZM84 186H85V188H84ZM87 186H89V187L87 188ZM128 186H130V187H128ZM18 187H20L22 189L21 192H19L21 189ZM82 187L85 190L86 189H88V190L85 191L83 189L81 191ZM93 187L98 188V190L96 188H95V190L94 189L90 190V188H93ZM79 189H80V192H79ZM76 190H78V191H76ZM36 191H37V193H35ZM56 191L58 193H56ZM124 191L126 193H124ZM213 191L217 192L216 187L214 188ZM16 192L18 193L19 197H18V195L17 196L15 195ZM120 192H121V194H120ZM20 194H22V195L24 194V195L22 196ZM60 194H62V195H60ZM117 194H120L122 197L116 196ZM7 195L9 197H7ZM77 196H78L77 199L74 198ZM15 197H17L16 199L19 202L17 200H15ZM18 198H20V199L22 198V201L19 200ZM32 198L34 201L32 200ZM258 198L259 199L261 198V199L259 200ZM258 198L255 200L256 201V203L254 204L255 206H257V204L259 206V205L264 203V196L263 195L262 196L260 195V197H258ZM54 199L56 201L59 200L60 202L58 201V203H57ZM232 199L235 200L234 203H233ZM77 200H79V201H77ZM73 201H75V202H73ZM230 201H231V203H230ZM54 202H56V203H54ZM228 203H230V204H228ZM50 204H51V206L52 205L53 206L51 207ZM54 205H55V207H54ZM47 206H49L51 208L50 209L48 207L49 211L47 210ZM253 208L250 209V212H249L250 214H252L251 210L253 211ZM44 209H46V210H44ZM52 209H54L55 211L53 212ZM64 209L66 212L64 211ZM43 210L46 212V213H44L45 215L42 214L44 212ZM37 211H39L40 215L37 213ZM63 212H65V213H63ZM35 213H37V214H35ZM53 213L56 215H53ZM62 213H63V215H62ZM249 213H248L247 217H251V215ZM31 215H32V217H30ZM42 215H44V216H42ZM51 215H52V218H51ZM141 215L144 217H142ZM76 216L78 218H76ZM48 217L51 218V220ZM72 217L75 219H73ZM145 218H146V221L144 220ZM61 219H62V221H60ZM77 219H78V221H77ZM68 220L69 221L71 220L70 221L71 223ZM51 221L53 223H51ZM72 221L75 224L72 223ZM146 222L148 223V225ZM18 223H19V226H17ZM54 223H59L60 227L58 226V224L57 225L55 224L58 228L57 227L54 228V226H55ZM62 223H65L66 225L62 224ZM78 223L80 225H78ZM145 223H146V226H145ZM116 225H117V228H118V226H119V228L121 226V228L115 229ZM143 225L145 226L144 228L142 227ZM20 226H22L21 228H23V229L20 230V228H19ZM25 226H27V227H25ZM122 226H123V228H122ZM246 226L247 225L244 226L245 230L243 227L240 229L242 236H245V237L249 236V233H248L249 227L248 226L246 227ZM228 227H229V224H228ZM59 228H60V230H58ZM29 229H30V231H29ZM48 229L52 232H50ZM52 229H54L55 231L57 230L59 233H57V231L54 232ZM91 229H93V230H91ZM139 229H141L140 231H143V232H140V234H138ZM22 230H24L26 232H23ZM27 232L30 234H28ZM226 232L228 233L227 229H226ZM227 233L224 234L223 242L219 246V250L221 253L220 256L218 258H216L215 260H213L214 262L211 261L210 264H264V222L261 223L259 225V227L253 231V234H252L251 238L249 239L250 241L248 242V244L246 246H243L244 248L242 250L239 249L240 245L238 246V239L235 240L233 238L232 241L230 239V241L233 242V244H232L229 241V237H228ZM145 234H146V236H144ZM25 235H27V236H25ZM116 235H118V236H116ZM156 235H158L159 237ZM11 236H13V237H11ZM86 236H87V238H86ZM115 236L118 237V239ZM232 236H234V233L232 234ZM88 237L90 239H88ZM151 237H152V239H150ZM141 238L145 239V240L148 239V240L147 241L143 240L144 242H141L142 241ZM76 239L80 242H78ZM17 240H21L20 243ZM23 242H25V243L23 244ZM137 242L139 245L141 243L142 244L139 246L136 244ZM229 242L231 243V245H232L231 248H233V249H232V251L230 250L229 252H227L226 255L227 256L229 255L227 257L226 255H222L223 254L222 252L224 250V248H223L224 245H227V244L229 245L230 244ZM129 243H130V247H129ZM13 244L15 246H13ZM135 244L138 247L135 246ZM163 245H164V247H163ZM8 246H9V248H8ZM11 246H12V248H11ZM131 246H132V248H131ZM72 247L76 248V249H73ZM126 247H127V249H126ZM7 248L10 250H8ZM128 248L130 250H128ZM135 248H136V252H134ZM138 248L140 250H142L141 248H143V250H145V251L143 252V250H142L140 253L137 251V250H139ZM21 249H22V251H21ZM69 249H70V251H69ZM12 250H14V251H12ZM33 250H35V251H33ZM62 250H63V252H62ZM73 250H75V251H73ZM125 250H128V251L125 252ZM1 251L6 252V253H2ZM26 251L30 255L27 254ZM50 251H51V253H50ZM186 251H187L186 249H182L181 246H178V249L175 252H172V255H170V259H171L170 262H172V263H169V264H175V263L178 264L177 262H179V264L182 262L187 263V264H189V263L190 264H194V263L195 264H202V263H200V262H202V260H200L199 262L196 261V259L192 255H189L190 253L188 254ZM23 252L26 254L24 255ZM1 253L3 254L2 256H1ZM43 253H44V255L46 254V256L43 257V255H41ZM54 253H55V255H54ZM64 253H66V254L64 256H62ZM232 253L239 254V257L234 258V255ZM68 254H70L71 257ZM91 255L93 258L91 257ZM135 255H137V256H135ZM138 255L140 256V258L138 257ZM47 256L50 258V260ZM134 256L137 257V259L135 258L136 261H135V259H133ZM221 256H224V257H221ZM3 257H4V259H3ZM19 258H21V259H19ZM68 258H70V259H68ZM53 259H57L58 263L56 262V260H53ZM129 259H131V260H129ZM236 259H237V261H236ZM35 260H37V261H35ZM128 260H129V262H128ZM138 260H140V262H138ZM194 260H195V262H194ZM130 261H131V263H130ZM180 261H182V262H180ZM67 262H69V263H67ZM184 263H182V264H184Z\"/></svg>", "mask_w": 264, "mask_h": 264}]
</instances>
